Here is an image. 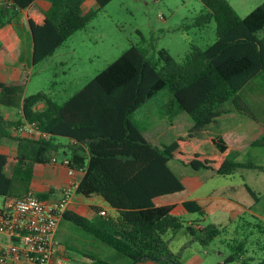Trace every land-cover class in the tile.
Returning <instances> with one entry per match:
<instances>
[{"label": "trees", "instance_id": "1", "mask_svg": "<svg viewBox=\"0 0 264 264\" xmlns=\"http://www.w3.org/2000/svg\"><path fill=\"white\" fill-rule=\"evenodd\" d=\"M47 1L49 7L43 10L36 0H0V51L8 52L20 42L13 24L19 12L26 13L31 65H35L83 29L111 0H96L97 6L87 11L81 7L84 0ZM200 2L204 9L195 16L193 25L203 28L213 20L216 39L204 47L192 44L181 61L142 39L61 104L44 91L25 95V79L0 82V107L20 111L18 118L11 120L0 108V143L4 138L16 141L14 156L0 152V196H22L34 165L52 162L60 148L59 139L66 138L69 167L84 172L77 192L100 196L116 216H102L98 210L95 218L88 219L65 211L63 218L131 263L151 260L181 264V253H172L165 237L182 228L202 247L222 236L224 227L212 223L197 229L184 226L182 217L173 212L174 205L158 206L153 201L185 190L169 167L171 160L223 177L251 166L228 158L231 147L224 135L208 131L221 123L253 117L242 107L240 91L250 81L261 78L264 83V0L245 16H239L228 0ZM164 89L193 124L160 148L143 137L132 115ZM24 121L34 122L47 138L17 137L12 128ZM249 146L243 143L236 149L244 151ZM9 164L10 172L6 173ZM244 186L255 196L246 183ZM37 195L46 198L45 194ZM182 206L204 216L195 200L184 201ZM239 228L225 241L230 254L224 262L264 264V222L244 221ZM252 238L261 252L255 262L248 255ZM80 264L117 263L92 257Z\"/></svg>", "mask_w": 264, "mask_h": 264}, {"label": "rangeland", "instance_id": "2", "mask_svg": "<svg viewBox=\"0 0 264 264\" xmlns=\"http://www.w3.org/2000/svg\"><path fill=\"white\" fill-rule=\"evenodd\" d=\"M228 2L239 16H245L260 5L263 0H228ZM203 9L200 0H111L83 29L72 34L52 55L35 65H31V57H27L25 64H23L25 66L22 67L25 79L24 94L29 95L44 91L51 94L52 98L61 104L72 94L83 88L89 80L132 44H138L142 39H145L148 43H153L156 49H166L175 60L181 61L192 44L204 47L216 39L215 22L213 20L203 28L193 25L195 16ZM24 55L25 52L22 51L20 62L24 61ZM261 80L259 78L258 81H250L240 91L242 107L247 109L253 116V119L247 118L248 120H245L241 132L238 130L240 128V122L238 121L221 123L217 129L212 130L210 128L211 130L208 131L210 134L220 131L224 135L233 149V152L230 151L226 155L228 158L251 166L238 168L236 172L226 177L216 175L193 194L200 196L213 193L214 189L225 191L231 198V202H228L232 208L231 213H229L230 223L232 221L235 227L238 224V230H240L239 226L243 224V220L252 221V217L247 209L244 210V214H238L236 211L238 206L234 202H238L245 208H252V205L255 204L244 183L258 192L259 197L264 195V172L259 168V166L264 167V134L261 135L259 143L250 146L247 150L235 153L238 145L250 139L253 123L256 125L253 128H256L259 132L264 129V83ZM168 95H170L169 90L164 89L158 92L154 99L163 101V98ZM157 105L149 104V107L154 108ZM229 106L227 105V107ZM0 108L4 114H9L6 108ZM16 116H19V113ZM187 117L189 116L187 115ZM185 122L184 120L179 125L181 131L188 130L189 126ZM4 142L6 144L1 146L5 150H9L8 155L11 156L13 151L10 150L11 146L8 145L9 140ZM10 169L11 164L6 167V173H9ZM199 173L202 174V172ZM254 210L264 216V200L261 197L259 205L254 207ZM178 215L180 214L178 213ZM217 216L219 217L216 213H208L202 217L199 213H191L188 216L181 217L184 226H186L190 223L198 224L195 218L201 220L200 223L203 225L213 224L219 222L216 221L220 220ZM67 223L71 222H63L60 227L68 233L67 240L70 245L72 244L70 247L72 253L82 255L87 251H91L105 256L108 261L116 262L115 260H118L115 258V254H120L111 247L107 245L110 252L107 250L105 253L100 252L98 248L92 247L89 241L82 237L79 232L66 229ZM71 225L82 231L81 233H85L89 237L92 236L74 224L71 223ZM176 233L170 248H168L173 252L180 250L187 240H192V236L184 228L179 229ZM0 235L5 234L0 232ZM226 239L227 236H219L204 249H200L196 243L195 247L199 249L202 256H205L202 264H241L239 260L223 262L230 254V250L225 244ZM253 239L249 241V251L252 246L257 245L254 244L257 241ZM102 245L105 246L106 244L102 243ZM206 250L207 253L203 254ZM121 258L130 261L124 256H121Z\"/></svg>", "mask_w": 264, "mask_h": 264}, {"label": "crops", "instance_id": "3", "mask_svg": "<svg viewBox=\"0 0 264 264\" xmlns=\"http://www.w3.org/2000/svg\"><path fill=\"white\" fill-rule=\"evenodd\" d=\"M37 5L46 10L49 7V2L47 0H36ZM107 5V4H106ZM97 6L96 0H84L81 7L84 11L89 9L95 8ZM26 13L25 11L19 12L16 17L13 19V24L17 34L20 37V42L17 44L16 47H13L10 51H0V82H22L24 80V72L23 68L25 65V60L30 58L29 52V37L28 32L26 29V20H25ZM19 28V30L17 29ZM17 48V50L15 49ZM16 50V52H15ZM22 51L25 52L24 61L20 62V55ZM149 104H158L154 108H150ZM147 108V109H144ZM9 114H4L2 109L1 112L5 118L14 120L17 119V113H19V109L17 108H6ZM247 118L253 119L250 116H244L241 118L239 125L240 132L243 130V126L245 124V120ZM132 120L136 123L139 128L141 129L143 137L153 146L162 147L164 144L170 143L174 138L181 135L185 132V130L181 131L179 125L182 121H186L185 123L188 124V129L192 126V121L187 117L186 113L183 111L178 110V106L175 103L173 97L168 95L167 97L163 98V101H159V99H150L147 101L141 108H139L133 115ZM258 125V124H257ZM183 126V125H182ZM256 126L254 123L252 124V132L251 137L248 141L244 143H250V146L257 144L260 142L261 135L264 134V129L260 132L253 128ZM242 127V128H241ZM255 131V132H253ZM255 133V134H254ZM6 140H9V146H11L12 155H15L16 151V141L13 138H4L0 143V152L4 154H8L9 150H5L2 144H6ZM243 142V141H242ZM60 148L57 152L54 153L53 157H55V162H50L49 164H35L29 186L26 190L32 189L36 194H45L46 200L48 201H55L60 197V193L62 188L68 183L71 179L70 176L67 174V168L62 164V159L69 157V147L68 140L66 138L59 139ZM243 144V143H241ZM249 146V147H250ZM248 147V148H249ZM246 148L245 150H247ZM233 152V149L230 150ZM241 152L239 150L235 151ZM170 169L176 174V176L180 179V181L184 185V192L176 193L172 195H167L163 197H156L154 198L155 205H174L173 212L181 216H188L191 214L190 212L186 211L182 206V202L187 200H195L202 208L203 215L206 216L209 214H217L219 215L218 219L216 220L219 222H215L213 224L220 225L225 228L224 236H227V239L231 238L238 227H236L234 223L229 218V213H231L232 208L228 202H231V198L226 194L225 191L221 190H213V193L203 194L200 196L193 195L199 188H201L205 182L209 179L216 176L212 171L206 169L200 170H193L189 166H185L179 162L171 160L169 162ZM261 169L264 172V167ZM199 172H202L200 174ZM236 172V171H235ZM83 171H76L74 174V179L78 182L83 176ZM200 174V175H198ZM253 190V189H251ZM254 191V190H253ZM255 196H252L255 204L252 205V208H245L238 202H234L237 208L238 214H244V210L250 212L252 221L255 219L264 222V216L260 214L258 211L254 210V207L259 205L260 197L264 200V195L258 196L259 193L254 191ZM1 197V196H0ZM1 206H0V213H7L10 210L9 198L1 197ZM98 210H104L108 216L115 217L116 211L111 208L100 196L98 195H90L84 196L77 192V188L74 190L71 202L67 208V211L76 213L88 219H93L97 216ZM179 215V216H180ZM195 220H198L195 218ZM228 221V222H227ZM249 221V220H243ZM63 222H68V220L62 218L60 221L58 228L55 233V240L57 245V252L55 254L54 260L55 261H62L65 264H80L82 261H90L92 257H99L105 259V256L99 255L98 253H92L91 251L85 252V254H74L70 250V242L67 240L68 233L66 230H63L60 225ZM66 229L71 231L79 232L82 237H84L92 247L98 248V250L102 253L107 251L110 252L109 247L107 245H102L99 241H97L92 236H87L85 233H81L82 231L77 230L76 228L72 227L71 223H67ZM193 228H198L203 224L198 222V224L190 223ZM229 224V225H226ZM235 227V228H234ZM177 232V231H176ZM176 232H169L168 235L165 237L168 241V248H170L173 239L175 238ZM71 238V237H70ZM69 238V239H70ZM9 242V237L7 235H0V244ZM196 241L187 240L180 250L176 252L171 251L172 253H177L178 251L181 253L180 263L181 264H202L204 262L205 256L200 254L198 248L195 247ZM198 244V243H197ZM210 244V243H209ZM208 244V245H209ZM207 245V246H208ZM75 246V245H74ZM200 249H204L198 244ZM78 247V246H77ZM259 245H254L250 248L248 255L252 256L257 261L259 256H261L260 251L258 250ZM107 250V251H106ZM256 250V253H255ZM112 252V251H111ZM114 252V251H113ZM207 250L203 253L206 254ZM115 254V253H113ZM122 256V255H121ZM120 255L115 254V263L118 264H168L165 261H151V260H144L131 263L126 259H122ZM121 258V259H120ZM224 262V261H223ZM6 264H25L23 259H12Z\"/></svg>", "mask_w": 264, "mask_h": 264}, {"label": "built area", "instance_id": "4", "mask_svg": "<svg viewBox=\"0 0 264 264\" xmlns=\"http://www.w3.org/2000/svg\"><path fill=\"white\" fill-rule=\"evenodd\" d=\"M12 131L20 138L48 136L34 122L27 121L13 126ZM52 162H55V157ZM62 164L71 179L62 188L57 200L41 199L32 189L22 196L8 197L10 210L0 213V232L9 237V242L0 244V264L12 259H23L25 264H65L54 260L57 252L55 233L79 182L74 179L76 170L69 167L68 158L62 159ZM99 214L105 216L106 212L100 210Z\"/></svg>", "mask_w": 264, "mask_h": 264}, {"label": "water", "instance_id": "5", "mask_svg": "<svg viewBox=\"0 0 264 264\" xmlns=\"http://www.w3.org/2000/svg\"><path fill=\"white\" fill-rule=\"evenodd\" d=\"M32 45H33V42H32Z\"/></svg>", "mask_w": 264, "mask_h": 264}]
</instances>
